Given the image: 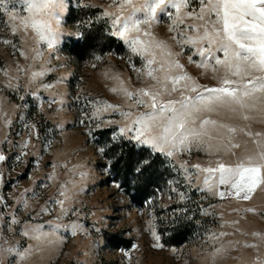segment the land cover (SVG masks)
I'll use <instances>...</instances> for the list:
<instances>
[{
	"label": "rangeland",
	"instance_id": "rangeland-1",
	"mask_svg": "<svg viewBox=\"0 0 264 264\" xmlns=\"http://www.w3.org/2000/svg\"><path fill=\"white\" fill-rule=\"evenodd\" d=\"M153 2L148 0L149 5ZM59 3L63 10L53 17H36L50 19L52 28L59 29L52 33L53 48L38 40L22 0H5L0 8V153L6 156L0 162V264L264 262V188H258L248 201L236 198L226 185L218 184L214 194L202 182L208 174L193 167L215 168L217 161L234 165L245 147L264 142V136L256 135L264 134V105L199 113L216 123L205 125L208 135L199 140L189 137L171 157L133 139L139 127L134 121L147 119L152 110L147 103H135L137 98L150 103L148 97L130 98L126 92L160 90L169 71L187 72L201 90L222 86L224 69L217 66L214 73L198 67L214 61L185 43L202 29L184 25L201 22L185 17L183 24H177L176 10L168 4L157 9L150 24L141 26L143 44L133 51L130 39L113 34L120 27L113 19L119 15L123 21L131 15L143 20L148 17L146 10L132 12L124 0ZM143 3L133 0L137 7ZM200 9L199 0H189L181 11L197 14ZM208 19L214 21L215 14ZM22 20L28 21L27 28ZM144 31L151 36L143 35ZM156 42L166 47H157ZM76 43L81 44L78 54L70 47ZM216 55L223 59L222 52ZM176 59L183 69L170 68ZM41 65L50 71L33 81L31 74ZM149 71L156 80L147 75ZM45 83L52 87H43ZM184 83L176 85L175 92L163 93L158 101L195 95L183 88ZM162 123L157 121V125ZM199 123L198 119L194 126L199 128ZM229 127L236 131L230 133ZM122 128L130 131L121 132ZM155 131L163 134L162 127ZM229 140L241 147L225 151ZM132 145L136 151H147L137 164L148 167L138 178V187L147 189L140 204L131 198L134 181L122 185L111 170L114 158ZM213 176L218 179L219 173ZM61 191L70 199L64 200ZM55 200H64L68 211L62 213ZM73 225L78 226L75 235ZM181 231L185 234L182 241ZM41 233L48 235L36 239ZM8 248L13 249L11 254L4 251Z\"/></svg>",
	"mask_w": 264,
	"mask_h": 264
},
{
	"label": "snow or ice",
	"instance_id": "snow-or-ice-1",
	"mask_svg": "<svg viewBox=\"0 0 264 264\" xmlns=\"http://www.w3.org/2000/svg\"><path fill=\"white\" fill-rule=\"evenodd\" d=\"M22 2L26 4L27 11L31 14L28 21H30V26L36 33L38 40L46 42L49 48H53L55 40L52 33L59 31V29L54 30L52 28L50 19H36V17L46 16L51 18L54 12L63 10L62 4L59 3V0H22ZM124 3L132 8V12L146 10L148 13V17L143 20L134 19L131 15L125 17L123 21L119 15H115L113 19V24L120 25L113 34L119 35L125 40L130 39L133 51H137V46L143 44L140 39L141 26L150 24L156 18L157 9L171 4L177 13V24H183L185 17L194 18L201 22L199 26L196 24L184 25L188 29L197 27L202 29L200 34L189 37L185 43L195 45L198 55L209 57L211 61H214V63L203 62L197 66L205 69L211 68L214 73L219 70L217 66L224 69V74L220 77L222 85L220 87H203L201 90V86L187 72L171 74L169 71L164 76L160 90L149 91L141 88L135 94L130 91L126 92V95L130 98L134 95L148 97L150 103L141 98H137L135 103L138 105L147 103V106L152 110L147 119L134 121L139 127L136 128L133 139L171 157L178 146L189 142V137L199 140L208 135L205 125L216 123L214 120L202 119L198 115L199 113L215 112L220 108L235 111L237 106L241 109L253 108L257 103L264 105V0H199L201 9L197 14L192 12L182 13L181 10L189 6V0H154L151 5L148 4V0H144L140 7L133 4V0H124ZM4 6L5 0H0V8ZM122 10L123 5H121ZM213 13L216 17L214 21L208 19ZM28 21L22 20L25 28L29 26ZM55 22L57 25L60 24L58 18ZM171 30L174 31L175 28ZM131 33L136 35H128ZM143 35L150 37L151 33L144 31ZM205 42L207 47L204 46ZM4 43L9 42L4 41ZM156 46L166 47L162 42H156ZM217 52L224 54L223 59L216 55ZM37 55L40 56L41 54L38 52ZM169 55H172V53L169 52ZM191 60L192 57L189 56V61ZM153 62L149 60L150 64ZM171 67L183 69L184 65L176 59L172 61ZM48 71L50 69L41 65L39 71L32 72V80L36 81L37 78L45 76ZM254 73H260V75H254ZM147 75L154 80L157 79L152 71H149ZM231 77H238L239 80ZM181 81L185 82L183 88L195 93V95H182L180 100L158 101L157 98L163 93L170 94L177 91L176 85L180 84ZM169 83L171 87H169ZM43 87L49 88L52 85L45 83ZM55 102L53 100L51 103ZM261 110L264 111V108ZM124 115L130 114L124 113ZM198 119L200 120L199 128L194 126ZM244 119L247 120L249 117L245 115ZM157 121H163V123L157 125ZM157 127L163 128V134L155 131ZM126 130L130 131V129L122 128L121 132ZM228 131L232 133L236 129L229 127ZM241 131L244 130L241 129ZM256 135L264 136L261 133H256ZM253 143V148L245 147L243 154L238 157L234 165H228L220 161H217L215 168H201L199 164L193 165L200 172L208 174L203 177L202 181L208 191L215 194L218 184L226 185L236 198L248 201L258 188H264V142L254 141ZM28 144L29 141H26L24 147L27 148ZM240 147L239 143H234L231 140L224 146L225 151ZM5 160L6 156L0 153V162ZM145 163L148 164L147 161ZM214 173H219L218 179L214 178ZM49 178L51 179V176ZM59 194L64 197V200L70 199L66 192L61 191ZM218 194L221 197L225 195L224 192ZM64 200L53 201L60 204L62 213L68 211L64 207ZM25 206H27L26 201ZM247 211L252 212L254 210L248 208ZM59 227L60 225H55V228ZM77 227V225H73V235L76 234ZM24 234L27 235V233ZM46 235L48 234L41 233L40 236L35 238L40 239L41 236ZM224 235H228V233H224ZM253 235L257 234L253 233ZM156 238L159 239L158 236ZM248 246L255 247V245ZM4 251L11 254L13 249L8 248ZM20 258L24 259V255H21ZM258 264H264V262H258Z\"/></svg>",
	"mask_w": 264,
	"mask_h": 264
},
{
	"label": "trees",
	"instance_id": "trees-1",
	"mask_svg": "<svg viewBox=\"0 0 264 264\" xmlns=\"http://www.w3.org/2000/svg\"><path fill=\"white\" fill-rule=\"evenodd\" d=\"M73 10L69 11V16L67 17V20L70 21L71 15H72ZM67 47V46H66ZM71 47V50L73 49L74 51L76 50V54H78V49H80L81 44H75ZM147 151L144 149H140L138 151L135 150L134 146L132 145V148L129 150H125L124 152H120V155L116 157V160L114 158V163L112 164L111 170L114 175H116L118 178V181L122 185H128L131 181H134V186L132 189V200L136 201L137 203H142V199L144 198V195L146 194V188L145 187H138V178H141L144 176L145 170L148 168L147 166H144L142 168L137 167V164L139 160L142 159V154L146 153ZM157 157H160L157 155ZM176 229V228H175ZM174 233L178 231V228ZM179 235L181 236L182 241L184 239V232L181 231L179 232Z\"/></svg>",
	"mask_w": 264,
	"mask_h": 264
}]
</instances>
